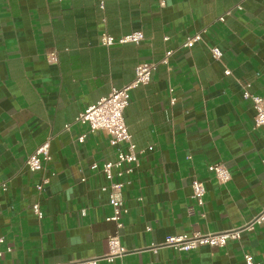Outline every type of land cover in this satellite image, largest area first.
<instances>
[{"label":"crops","instance_id":"1","mask_svg":"<svg viewBox=\"0 0 264 264\" xmlns=\"http://www.w3.org/2000/svg\"><path fill=\"white\" fill-rule=\"evenodd\" d=\"M136 32L145 36L139 45L101 43L105 33ZM197 33L203 41L183 48ZM211 47L224 53L221 61ZM170 51L169 65L131 93L126 111L144 154L122 179L128 214L121 241L132 253L112 264H246L247 253L264 264V225L222 249L163 247L169 237L240 228L264 210V127L254 129L255 110L242 90L264 97V0H106L104 11L98 0H0V184L9 185L0 195V238L12 249L0 264H66L108 253L118 231L107 221L113 211L103 188L110 183L91 166L115 162L118 148L76 120L130 85L139 64ZM49 138L47 175L55 176L40 194L44 174L26 162ZM220 163L231 172L227 184L209 172ZM195 180L207 193L190 216Z\"/></svg>","mask_w":264,"mask_h":264},{"label":"built area","instance_id":"2","mask_svg":"<svg viewBox=\"0 0 264 264\" xmlns=\"http://www.w3.org/2000/svg\"><path fill=\"white\" fill-rule=\"evenodd\" d=\"M101 10L106 9V0H98ZM238 10L242 11L241 6ZM232 15V11L227 13V16ZM223 16L219 19L220 22L225 21ZM145 36L142 32H136L131 35L116 39L115 37L104 34L101 38V43L104 47L110 48L115 45L124 44H136L139 45L144 41ZM168 40V39H167ZM203 41V33H197L189 37L183 45L185 49H192L198 43ZM209 53L216 61H221L224 53L217 47L209 48ZM173 52L170 51L166 54L165 58L157 63H141L135 70V80L122 89H113L112 92L98 103L88 107L77 118L76 122L82 125H87L92 133L102 131L109 136L110 145L118 148L117 160L113 163H94L91 166L93 172L103 173L109 181V186L104 187L103 191L109 193L110 206L112 207V215L107 218L108 222H113L117 226V233L111 235L108 238V253L103 257H97L95 259L71 262L66 264H100L106 261L110 264L115 260L126 257L131 254L125 248L121 241V232L125 228L124 218L128 214V209L124 200L123 192L125 183L123 177L125 175H132L135 169L139 166L140 156L144 154V151H139L136 144L133 141V136L129 131L126 123V111L131 102V93L141 87L148 86L151 81L154 72L160 65H169L170 58ZM52 60H56V55H51ZM226 75L230 76L231 72L226 71ZM249 86H242L243 99L252 101L253 108L255 110L254 129H260L264 127V97L252 94ZM172 92V91H171ZM176 99L171 100V105L175 106ZM69 126L66 127L69 130ZM87 135H83L79 138V143H84ZM51 138L43 143L34 154L27 159V166L31 173H42L41 182L36 186V189L40 194L44 193L46 187L51 183V178L55 176L54 172L48 171L52 163L51 154ZM211 172L217 181L221 184H227L231 181L232 175L229 169L224 164H215L209 167ZM85 179H83V182ZM9 189L8 183L0 184V195L6 193ZM194 199V206L187 208V212L190 216H196L198 214L197 208H202L205 205L206 186L203 182L195 180L192 185ZM33 211L39 220L44 219V212L42 211L40 204L33 206ZM83 217L87 216V211H82ZM264 225V210L257 215L252 221L246 223L240 228L218 232L207 233L194 232L190 235L182 234L174 237H169L163 247L174 249L179 253H189L198 250L202 247L211 248H225L231 242H241L246 234L254 232L257 227ZM153 249H158L153 247ZM5 251L11 253L12 249L6 246L4 238H0V259L4 256ZM244 259L246 264H258L255 258L251 254H245Z\"/></svg>","mask_w":264,"mask_h":264}]
</instances>
